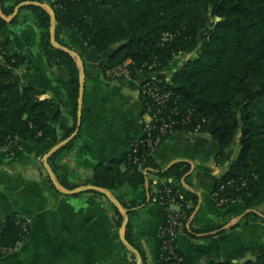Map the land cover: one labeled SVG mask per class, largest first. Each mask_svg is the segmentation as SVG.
<instances>
[{
	"label": "trees",
	"instance_id": "trees-1",
	"mask_svg": "<svg viewBox=\"0 0 264 264\" xmlns=\"http://www.w3.org/2000/svg\"><path fill=\"white\" fill-rule=\"evenodd\" d=\"M25 1L39 2L18 0L6 5L0 0V151L8 155L15 146L26 144L34 148L59 142L56 126L61 116L60 99H41L42 90L15 79L23 59L15 51L9 30L17 16L10 21L7 17ZM51 7L59 44L69 48L57 35L65 27L76 31L89 48L109 53L101 67L107 79H118L108 77L107 70L124 64L130 75L168 72L167 79L147 78L169 93L165 106L159 107L141 94L143 112L155 117V124L161 119L172 123L171 133L159 135L156 149L177 132L208 135L217 148L216 162L223 168L213 191L215 200L233 201L221 209L240 207L237 216H244L232 227L259 218L255 211L264 204V0H53ZM22 9L32 10L36 16L40 28L38 46L48 65L62 66L67 71L64 88L74 120L69 136L78 121V63L70 53L52 45V19L47 9L35 5ZM217 17L221 20L216 21ZM207 27L209 32L202 34ZM156 135L157 131L153 137ZM142 139L135 140L121 157L98 164L93 178L87 181L70 183L65 178L69 172L62 159L73 141L54 152L49 165L67 190L92 184L112 193L126 186L129 196L130 188L141 191V204L153 198L162 208V228L167 226L171 213L170 200L175 199L182 215L181 228L188 237H209L212 232H221L222 223L195 224L193 213L198 197L185 184L190 164L178 161L160 168L154 158L156 149L139 143ZM152 174L163 183L148 196L145 185ZM47 179L54 186L48 176ZM85 193L98 195L110 204L117 215V226L124 229L125 240L145 263L129 219L123 227L124 214L104 194ZM117 198L128 210L127 217L136 213L133 209L139 203L122 195ZM189 201L193 206H189ZM29 234L28 221L17 213L0 220V258L16 249ZM164 246L160 243L156 264H184L175 243ZM208 264H264V253L245 261Z\"/></svg>",
	"mask_w": 264,
	"mask_h": 264
},
{
	"label": "crops",
	"instance_id": "crops-1",
	"mask_svg": "<svg viewBox=\"0 0 264 264\" xmlns=\"http://www.w3.org/2000/svg\"><path fill=\"white\" fill-rule=\"evenodd\" d=\"M16 1L4 0L6 5ZM39 2L53 4V0ZM16 16L17 21L9 30L15 51L23 62L15 72V79L42 90L41 99H60L61 116L56 126L60 142L74 126L64 88L67 71L62 66L50 67L41 53L40 28L34 12L20 9ZM57 35L79 55L84 69L81 125L71 150L62 159L69 172L65 176L67 181L83 182L93 178L98 164L121 157L144 135V123L149 117L143 112L140 85L150 77L167 79L168 76L160 71L107 79L101 67L106 64L109 53L101 54L89 48L69 28H60ZM52 147L32 148L23 144L15 146L10 155L0 151V220L17 213L30 226L27 239L0 258V264H156L164 221L160 205L153 198L141 204V191L130 188L129 196L126 186L114 193L116 197H130L139 203L133 209L136 213L128 216L133 238L145 254V263L140 254L138 263L135 253L123 244L124 229L117 226V215L105 199L85 192L66 195L61 190L67 189L60 183V190H56L48 182L44 156ZM216 153L215 143L208 135L177 132L154 155L160 168L178 161L190 164L185 184L198 197L193 213L195 224H224L221 232H212L209 237H188L181 228L176 247L184 264L238 262L264 253V204L255 211L259 218L232 227L242 219L237 216L240 207L221 209L216 203L213 191L223 171L216 162ZM162 183L160 177L150 175L145 185L147 195L152 196ZM188 204L193 206L190 201Z\"/></svg>",
	"mask_w": 264,
	"mask_h": 264
},
{
	"label": "built area",
	"instance_id": "built-area-1",
	"mask_svg": "<svg viewBox=\"0 0 264 264\" xmlns=\"http://www.w3.org/2000/svg\"><path fill=\"white\" fill-rule=\"evenodd\" d=\"M107 76L112 78H127L131 76L129 74V70L126 67V64L118 66L114 69L107 70ZM141 94L150 98L154 103H156L159 107H163L166 105L169 93L166 91H162L158 88V86L150 80L145 79L140 85ZM149 120L144 123V135L142 136V140L139 143H144L148 147H151L152 150L156 149L157 144L159 143V135L167 134L172 132V123L169 121H164L163 119L159 120V124H155V117L148 114ZM157 131V137H153V134ZM191 134H196L193 132ZM137 145V144H136ZM135 146V144H134ZM4 151V150H3ZM5 152V151H4ZM145 174L146 171H143ZM228 202L233 203V201H229L228 199H220L216 201L218 206H222ZM170 214L168 217L167 226L163 227L160 232V243H162L164 248L168 245V242L176 244V237L178 235L177 229H181L182 223L180 219L182 215L179 213V205L175 199L170 200L169 205ZM167 237V238H166ZM169 237V238H168ZM172 252V251H171Z\"/></svg>",
	"mask_w": 264,
	"mask_h": 264
},
{
	"label": "water",
	"instance_id": "water-1",
	"mask_svg": "<svg viewBox=\"0 0 264 264\" xmlns=\"http://www.w3.org/2000/svg\"><path fill=\"white\" fill-rule=\"evenodd\" d=\"M29 5L42 6V7L46 8L49 11V13L51 14V19H52V24H51V42H52V45L55 48H57V49H60V50H63V51H66V52L70 53L76 59V61L79 63V69H80V95H79V101H78L79 102L78 103V113H77L78 121H77V124H76V128H75L74 132L71 135H69L68 137L64 138L63 140H61L56 145H54L49 150V152L44 156V165H45V168L47 170V173L50 176V179H51L52 183L54 184V186L57 189L60 190V185H59V182L57 180V177H56L55 173L53 172L52 168L49 165V157L54 152H56L57 150H59L60 148L64 147L66 144H68L70 141H72L76 137L78 132H79L80 125H81V115H82V96H83V91H84V69H83V64H82V61H81L79 55L76 52L72 51L71 49H69V48H67L65 46H62L61 44H59L56 41V38H55L56 19H55L54 11H53L51 6L44 5V4H42V3L38 2V1L21 2L20 4H18L15 7L14 13L10 17H8L7 20L10 21L12 18H14L17 15V13H18V11L20 9H22L24 6H29ZM220 20H221L220 17L216 18V21H220ZM113 49H116V46H114ZM61 192L66 194V195H75V194L83 193V192H99V193H102L110 200V202L116 208H118L124 214L125 219H124L123 227H125V225L128 222V217H127L128 210L123 207L122 203L118 200V198L114 195V193H112L111 191H109V190H107L105 188L98 187V186H95V185H92V184H85V185H80V186H78V187H76L74 189H71V190H61ZM243 216L244 215H241L240 218H242ZM122 242L127 248L131 249L135 253V255H136L137 259H138V263H140L139 262L140 261V256H139L138 251L135 250L125 240V238L122 239Z\"/></svg>",
	"mask_w": 264,
	"mask_h": 264
},
{
	"label": "rangeland",
	"instance_id": "rangeland-1",
	"mask_svg": "<svg viewBox=\"0 0 264 264\" xmlns=\"http://www.w3.org/2000/svg\"><path fill=\"white\" fill-rule=\"evenodd\" d=\"M209 30H210V28L209 27H207V28H205V29H203L202 31H201V33L202 34H206V33H208L209 32ZM165 73H168L167 71H165ZM235 146V148L237 149L238 148V143L236 142V144L234 145ZM48 174V173H47ZM48 177H49V179H50V176L48 175ZM51 180V179H50ZM258 215V214H257ZM252 220V219H251ZM9 254V253H8ZM7 255V254H6Z\"/></svg>",
	"mask_w": 264,
	"mask_h": 264
}]
</instances>
